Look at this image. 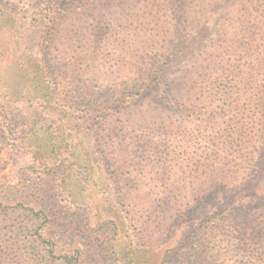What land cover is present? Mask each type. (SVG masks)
<instances>
[{"label":"rangeland","instance_id":"rangeland-1","mask_svg":"<svg viewBox=\"0 0 264 264\" xmlns=\"http://www.w3.org/2000/svg\"><path fill=\"white\" fill-rule=\"evenodd\" d=\"M249 55L264 0H0V264H264Z\"/></svg>","mask_w":264,"mask_h":264},{"label":"trees","instance_id":"trees-1","mask_svg":"<svg viewBox=\"0 0 264 264\" xmlns=\"http://www.w3.org/2000/svg\"><path fill=\"white\" fill-rule=\"evenodd\" d=\"M248 22H249V19L246 23H248ZM252 28L250 27V29H252ZM242 30H243V32L241 34L242 35L241 36V44L243 45V48H245L246 50H249L248 48L252 47V43L254 42V40L251 38L252 34L247 33V31H248L247 28H244ZM247 54H248V52L245 55H247ZM249 58H250L251 64H252V68L250 69V71L245 70L242 66L237 64V66L233 67V69L231 68V66L228 68L225 67V68L219 69L218 74H219L220 80L224 81V82H226V80L229 79L230 76L236 75L238 77V81L241 82L243 88L247 89L246 93L240 91V92H238V94L241 96L244 95L249 100L252 99V100L256 101L255 99L257 98L258 94L255 90L253 91L252 89L257 87L256 84H258V82H259V79H258L259 73L264 74V66H263L264 65V62H263L264 58H258V57L253 58L251 55H249ZM249 82H250V84L248 85ZM251 90H252V93L250 92ZM218 95L223 97V98H227L229 94H228V92L220 91L218 93ZM260 165H262V163H260ZM43 173H45L44 170H43ZM41 178L42 177L39 178V181L42 182L43 180ZM41 182H40V184H42ZM40 184H37L35 189H38ZM36 215H38V216L40 215L41 217L46 219L42 213H37ZM255 228H257V227H255ZM255 228L251 229L250 237L252 240H255L256 238H258V235H259V233H257L259 230L255 231L254 230ZM257 229H259V228H257ZM105 245L108 246V247L105 246V249L110 248V247L114 248L113 244H105ZM251 245H252L251 246L252 250H250L251 251L250 253L252 255L255 253H258V249L260 248L259 244H251ZM256 246H258L257 249H256ZM50 256L53 257V254L51 253V251H50ZM253 256H254V258H253L254 261H258L260 263L264 262L263 259H262L263 262L260 261L261 259L258 258V254H256V256L255 255H253ZM103 264H108V263L105 260L103 262ZM116 264H124V263L121 260H118L116 262Z\"/></svg>","mask_w":264,"mask_h":264}]
</instances>
